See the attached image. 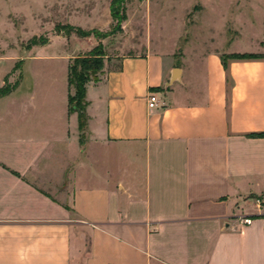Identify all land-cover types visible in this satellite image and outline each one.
Returning a JSON list of instances; mask_svg holds the SVG:
<instances>
[{
	"label": "crops",
	"instance_id": "0c3cea01",
	"mask_svg": "<svg viewBox=\"0 0 264 264\" xmlns=\"http://www.w3.org/2000/svg\"><path fill=\"white\" fill-rule=\"evenodd\" d=\"M262 24L245 45V26L216 30L205 55L123 57L86 84L83 131L68 83L1 97L0 264H264L247 207L264 195V59L221 61L263 55Z\"/></svg>",
	"mask_w": 264,
	"mask_h": 264
},
{
	"label": "rangeland",
	"instance_id": "374dc122",
	"mask_svg": "<svg viewBox=\"0 0 264 264\" xmlns=\"http://www.w3.org/2000/svg\"><path fill=\"white\" fill-rule=\"evenodd\" d=\"M262 23L264 0H0V88L18 84L17 104L22 105L26 91L35 84L38 89L53 84L55 92H67L65 57L71 53L74 58L87 56L101 46L103 68L96 75L98 82L123 57L148 51L174 53L177 58L205 55L211 50L210 42L217 40L216 30L226 26L227 32L220 35L230 40L237 34L231 31L234 25L245 26L241 41L245 45L248 26L258 30ZM70 27L90 35L68 34ZM50 40L45 48H36ZM88 46L91 50L86 53ZM34 53L48 58L25 61ZM15 105L11 99L0 104V110L6 108L4 118L8 114L7 120L11 119ZM247 207L264 210V195L248 200Z\"/></svg>",
	"mask_w": 264,
	"mask_h": 264
},
{
	"label": "trees",
	"instance_id": "16d2710c",
	"mask_svg": "<svg viewBox=\"0 0 264 264\" xmlns=\"http://www.w3.org/2000/svg\"><path fill=\"white\" fill-rule=\"evenodd\" d=\"M111 17L113 16V10L111 9ZM57 31V30H56ZM76 32L79 36L86 38L90 34L82 32L80 29H74L70 27L66 33ZM59 33V32H58ZM32 45H37L35 42ZM47 42L41 43L40 45H45ZM249 60V59H264L263 55L256 54H231L222 55L221 61L224 68L228 60ZM103 68L101 46H96L92 51L89 52L87 56L73 58L68 65V112L77 113L79 121V129L84 130L86 125L85 116V92L86 84L90 81L96 82V75ZM14 87L7 88L3 86L0 88V98L8 95ZM252 136L264 137V134H255ZM14 174V173H13ZM16 175V174H15ZM264 218V216H263ZM252 219V218H251Z\"/></svg>",
	"mask_w": 264,
	"mask_h": 264
},
{
	"label": "built area",
	"instance_id": "2783aa9c",
	"mask_svg": "<svg viewBox=\"0 0 264 264\" xmlns=\"http://www.w3.org/2000/svg\"><path fill=\"white\" fill-rule=\"evenodd\" d=\"M147 101H148V108L150 109H156L158 108L159 105V100L156 96V94L154 93H150L147 97ZM256 203H259V200H256ZM252 222L251 217H242L240 218V224L248 226L250 225Z\"/></svg>",
	"mask_w": 264,
	"mask_h": 264
}]
</instances>
